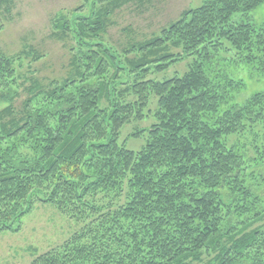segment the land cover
Wrapping results in <instances>:
<instances>
[{
  "label": "trees",
  "instance_id": "16d2710c",
  "mask_svg": "<svg viewBox=\"0 0 264 264\" xmlns=\"http://www.w3.org/2000/svg\"><path fill=\"white\" fill-rule=\"evenodd\" d=\"M137 1L53 18L52 37L73 43L61 81L27 77L30 65L22 74L42 58L32 51L0 54V99L11 102L0 110V232L20 231L42 202L88 223L30 264H264V91L238 103L242 83L211 76L231 52L264 78V24L250 17L264 0H205L123 54L95 43ZM186 61L182 75L151 78ZM150 117L129 134L146 136L139 151L120 143Z\"/></svg>",
  "mask_w": 264,
  "mask_h": 264
},
{
  "label": "rangeland",
  "instance_id": "374dc122",
  "mask_svg": "<svg viewBox=\"0 0 264 264\" xmlns=\"http://www.w3.org/2000/svg\"><path fill=\"white\" fill-rule=\"evenodd\" d=\"M92 1L10 0L9 12L5 11L9 7L0 8V54L17 57L32 51L42 58L36 62H24L22 74H29L27 65H30L31 73L27 77L32 79L36 77L43 85H48L54 80L61 81L72 70L70 66L72 54L69 48L73 43L68 45L66 44L68 42H60L52 37L53 18L82 5L88 7ZM204 2L205 0H138L137 3L125 5L112 14L107 32L100 39H96L95 43L123 54L131 45L159 35L160 31L177 20L183 11L198 8ZM250 17L252 23L264 24V5L254 10ZM25 56L22 59L25 60ZM186 69L187 61L172 65L166 72L153 75L151 78L164 81L175 75H182ZM211 71L214 72L211 76L222 75L242 83L240 90L232 92V97L238 103L251 98L256 92L264 91V78L254 73L243 62L237 61L231 52L222 54L212 65ZM124 80L127 78L122 76L121 81ZM18 93V98L14 100L16 106L28 96L23 89ZM9 103L11 102L0 99V110ZM101 105H105L104 100ZM150 109L153 111L156 109L154 97L151 99ZM154 122L155 120L150 117L143 122H132L125 126L121 131L120 143L128 150L139 151L145 145L146 136L129 138V134L137 128H149ZM257 170L260 172L258 175L264 176V164ZM257 183L260 185L261 180L258 179ZM257 193L258 197L264 200L263 185ZM86 223L88 220L70 219L54 206L36 202L30 213L22 219L20 231L0 232V264H30L37 256L62 245Z\"/></svg>",
  "mask_w": 264,
  "mask_h": 264
}]
</instances>
